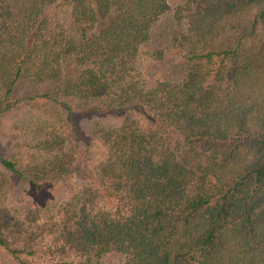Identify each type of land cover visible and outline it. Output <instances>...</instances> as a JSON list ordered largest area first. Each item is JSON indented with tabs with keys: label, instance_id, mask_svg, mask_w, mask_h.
Listing matches in <instances>:
<instances>
[{
	"label": "trees",
	"instance_id": "trees-1",
	"mask_svg": "<svg viewBox=\"0 0 264 264\" xmlns=\"http://www.w3.org/2000/svg\"><path fill=\"white\" fill-rule=\"evenodd\" d=\"M20 99L48 107L0 152V264H264V0H0Z\"/></svg>",
	"mask_w": 264,
	"mask_h": 264
},
{
	"label": "rangeland",
	"instance_id": "rangeland-1",
	"mask_svg": "<svg viewBox=\"0 0 264 264\" xmlns=\"http://www.w3.org/2000/svg\"><path fill=\"white\" fill-rule=\"evenodd\" d=\"M27 87L29 86L22 88L20 92L27 95L39 89L36 86L35 90L31 87L33 91H29L30 89L26 90ZM39 105L26 99H20L17 108L0 116V152L22 155L26 150L30 149L31 137L37 132V127L35 126L37 119L35 117H40L41 110L44 111L48 107V105ZM7 179V182H15L9 188L10 200L23 202L33 197V191L31 185L27 183L28 181L17 179L14 176Z\"/></svg>",
	"mask_w": 264,
	"mask_h": 264
}]
</instances>
